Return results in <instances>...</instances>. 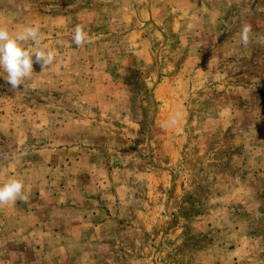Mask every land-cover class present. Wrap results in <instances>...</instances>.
<instances>
[{"label":"rangeland","instance_id":"obj_1","mask_svg":"<svg viewBox=\"0 0 264 264\" xmlns=\"http://www.w3.org/2000/svg\"><path fill=\"white\" fill-rule=\"evenodd\" d=\"M38 7L56 60L0 84V185L28 196L0 264H264V0Z\"/></svg>","mask_w":264,"mask_h":264},{"label":"clouds","instance_id":"obj_2","mask_svg":"<svg viewBox=\"0 0 264 264\" xmlns=\"http://www.w3.org/2000/svg\"><path fill=\"white\" fill-rule=\"evenodd\" d=\"M251 28L242 25L240 42L244 46L250 43ZM73 41L78 47L91 43V38L77 26L74 30ZM31 42L33 50H27L21 45ZM41 32L38 26H25L21 31L12 35L6 28L0 26V72L4 73L5 80L12 89L24 86V81L30 79L33 74V63H39L42 68H50L56 60V54L52 50L41 47ZM35 57V60H33ZM17 199L27 201L28 196L24 193V185L21 180L9 179L0 185V205L15 202Z\"/></svg>","mask_w":264,"mask_h":264},{"label":"crops","instance_id":"obj_3","mask_svg":"<svg viewBox=\"0 0 264 264\" xmlns=\"http://www.w3.org/2000/svg\"><path fill=\"white\" fill-rule=\"evenodd\" d=\"M25 1V2H24ZM43 2H50V0H41ZM259 1H263V0H259ZM7 2H14V4L16 5H10V4H6ZM40 2V0H0V26L4 27V28H8V19H16L15 23H19V21H17L18 19L23 18L24 14L25 17H30L31 18V26H33L32 24H34L36 21L34 20L35 17L37 18L39 15V7H38V3ZM2 3H5V5H3ZM23 4H29V7H26ZM23 9L25 11H23ZM48 15H50L49 11L47 10L46 12ZM22 24V22L19 23V25ZM54 27V26H53ZM51 29V23L49 25V23L46 26V30L49 32ZM8 30V29H7ZM0 75H5L4 73L0 72ZM5 78L4 76H0V84L5 82ZM3 87L2 85H0V95L2 96L3 93ZM0 96V97H1Z\"/></svg>","mask_w":264,"mask_h":264}]
</instances>
